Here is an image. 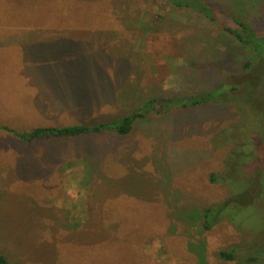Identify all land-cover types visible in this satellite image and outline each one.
<instances>
[{
	"label": "rangeland",
	"instance_id": "obj_1",
	"mask_svg": "<svg viewBox=\"0 0 264 264\" xmlns=\"http://www.w3.org/2000/svg\"><path fill=\"white\" fill-rule=\"evenodd\" d=\"M207 1L264 36V0ZM261 50L167 0H0V125H93L173 98L143 107L126 135L26 142L0 130V233L12 236L0 253L18 264H264ZM248 132L260 143L244 148L251 167L211 181L225 135ZM232 186L247 191L243 205L203 229L201 210ZM231 248L234 260L218 256Z\"/></svg>",
	"mask_w": 264,
	"mask_h": 264
},
{
	"label": "trees",
	"instance_id": "obj_2",
	"mask_svg": "<svg viewBox=\"0 0 264 264\" xmlns=\"http://www.w3.org/2000/svg\"><path fill=\"white\" fill-rule=\"evenodd\" d=\"M172 6L178 8V9H184L186 11H189V13H192L194 15H198L200 13L204 18H208L210 20H217V22L222 26V29L227 31L229 34L233 35L235 39L239 42H241L244 46H247L251 50H257L258 52L262 53L261 46L264 45V36L251 30L249 27H247L243 22H241L238 18L231 15V13H228L225 10H218L211 4V2L207 0H167ZM219 13L225 15V19L221 20L219 17ZM234 27V28H233ZM249 61L245 60L243 62V68H248ZM224 83L220 85V87H223ZM218 91V90H217ZM215 90L212 91H204L200 92L196 95L190 96L187 98V103L191 106H195L199 103L205 104L208 100L212 99L214 96ZM224 93V92H223ZM173 101V98H167V99H158V98H150L146 100V102L137 110L131 111L129 114L124 115L123 117H119L118 119L111 120L108 122L93 124V125H87V124H72L71 125H63V126H48V127H37L29 132L19 133L16 131H12L9 127L0 125V130H5L11 132L15 137H17L21 141H31L36 138H46V137H73L78 136L82 134H88V133H103V132H111L116 133L117 135H126L129 134L132 129L134 122L144 116V113L147 110H143V107H150L154 104L158 103L162 106V103H171ZM183 107H185V103H182ZM223 132V131H222ZM221 133V132H220ZM250 133V134H249ZM249 134V135H248ZM245 136V134H232V136L226 134L224 138V142L222 144H219L223 148L226 149V155L224 157V163H223V171L218 176L211 175L210 180L215 181L219 177L222 181L228 182L230 181H240L241 178H239V172H238V165L241 166V168L251 167V163H248V160L254 157V154H245L243 156L244 148H246V145H252L254 148H259V140L254 139L255 133L248 132ZM234 135L237 136L234 137ZM251 135V136H250ZM255 145V146H254ZM257 150L259 151V149ZM242 157V158H241ZM261 169H264V163L260 166H258ZM229 183V182H228ZM235 186H232V194L225 200L210 204L209 206H205L200 213V219H201V225L203 229L209 230L215 225L218 221L221 219H225L228 216H225L224 210L228 206L233 205H243L238 202L239 197L243 194H247V191H244L242 189L237 190L234 188ZM2 226L3 223H0ZM90 225V223H88ZM97 225L99 224H92L91 226L95 229L97 228ZM102 224H100L101 227ZM89 231H91V227H88ZM2 231V230H1ZM99 233V232H98ZM8 237L3 236V232L0 233V240H9L12 239V236L10 233L7 234ZM99 236L97 233L93 232V235L87 234V241L85 240V237L81 234V239L86 241V244H93L97 243L99 241ZM203 249V246L200 247ZM235 249L231 248L228 250H220L218 252V256L224 260L232 261L235 258ZM202 259V256H201ZM0 264H18L17 262H10L5 255L0 253Z\"/></svg>",
	"mask_w": 264,
	"mask_h": 264
},
{
	"label": "flooded vegetation",
	"instance_id": "obj_3",
	"mask_svg": "<svg viewBox=\"0 0 264 264\" xmlns=\"http://www.w3.org/2000/svg\"><path fill=\"white\" fill-rule=\"evenodd\" d=\"M233 90V89H232Z\"/></svg>",
	"mask_w": 264,
	"mask_h": 264
}]
</instances>
